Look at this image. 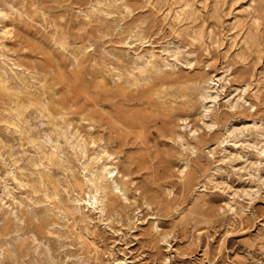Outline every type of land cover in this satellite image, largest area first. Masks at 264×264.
<instances>
[{
    "label": "rangeland",
    "instance_id": "obj_1",
    "mask_svg": "<svg viewBox=\"0 0 264 264\" xmlns=\"http://www.w3.org/2000/svg\"><path fill=\"white\" fill-rule=\"evenodd\" d=\"M0 264H264V0H0Z\"/></svg>",
    "mask_w": 264,
    "mask_h": 264
},
{
    "label": "bare ground",
    "instance_id": "obj_2",
    "mask_svg": "<svg viewBox=\"0 0 264 264\" xmlns=\"http://www.w3.org/2000/svg\"><path fill=\"white\" fill-rule=\"evenodd\" d=\"M12 9V8H11ZM146 56V55H145ZM148 61V60H147ZM159 64V63H158ZM99 158V157H98ZM104 182V181H103Z\"/></svg>",
    "mask_w": 264,
    "mask_h": 264
}]
</instances>
